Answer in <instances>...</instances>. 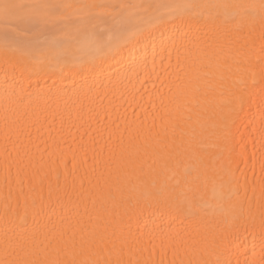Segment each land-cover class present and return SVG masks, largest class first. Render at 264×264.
Instances as JSON below:
<instances>
[{
    "label": "bare ground",
    "instance_id": "1",
    "mask_svg": "<svg viewBox=\"0 0 264 264\" xmlns=\"http://www.w3.org/2000/svg\"><path fill=\"white\" fill-rule=\"evenodd\" d=\"M5 3L92 7L39 36L0 9V258L11 245L86 260L116 242L155 246L157 264L162 244L168 264H264V34L233 7L259 0ZM175 4L229 7L188 10L168 27L191 18L189 36L166 45L171 31H137ZM224 115L230 171L213 135Z\"/></svg>",
    "mask_w": 264,
    "mask_h": 264
},
{
    "label": "snow or ice",
    "instance_id": "2",
    "mask_svg": "<svg viewBox=\"0 0 264 264\" xmlns=\"http://www.w3.org/2000/svg\"><path fill=\"white\" fill-rule=\"evenodd\" d=\"M92 7L91 5H71V4H58V3H41L33 5L31 11L22 13L19 7L12 4L0 5V9L3 10L5 17H14L16 24L23 30L31 31L35 34L43 35L49 30L61 31L64 26L60 24L62 19H67L66 11L69 9H75L76 15H80L82 12ZM158 8H171L176 13V17L171 16H159L155 21H149L146 25L137 29L138 32H147L149 36L154 35V31H159L161 37L166 36V34L171 31L172 35L168 36L167 39H162V45H166L168 40L174 37L187 38L189 33L193 28V20L189 18L186 23L181 24L172 23L171 29H169V22L176 18H183L187 15L188 10L195 7H229L228 5H212V6H197L193 4H175V5H157ZM233 7L243 8L246 10H251L256 13L261 21L262 34H264V0H259V4H246V5H235ZM196 24L199 21H195ZM198 30V29H197ZM163 50V48H162ZM25 55H29L25 53ZM264 72V67L261 69ZM256 86V76L255 73L252 75L251 89ZM248 87V86H246ZM240 103H243V95L239 97ZM260 106L261 115L264 118V86L260 89ZM229 115L221 116L219 121L213 126V135L218 141V147L222 158L228 162V170L230 167V126H229ZM196 142V137L193 135L191 143ZM262 144H264V130H262ZM6 147V145H5ZM188 153L189 159L193 164L200 160V155L191 148ZM261 167L264 169V161L261 162ZM195 170V169H193ZM186 171H188L186 169ZM261 226L264 227V218L261 220ZM90 250L98 248L100 244L104 243V237H101L99 241L91 239L85 241ZM75 246V245H74ZM51 247V245L47 246ZM83 247V244L81 245ZM162 258L159 264H168L165 257L167 256L168 247L161 245ZM55 258L49 259L47 257L41 258L34 252H29L21 247H12L11 245H6L3 253V257L0 258V264H157L155 260V246H153V251L149 255L145 256L144 253L148 251L146 247L137 248L135 252L127 247L125 243H120L117 246L116 242H113L112 248L109 251L107 248L100 249L94 253L93 257L86 260H79L73 255L71 260H64L60 256V250L54 248ZM107 252V255L104 253ZM175 255V251L173 252ZM11 257V258H10ZM127 257V258H126ZM172 264H177V261L173 259ZM180 264H184L183 261ZM217 264H220L218 261Z\"/></svg>",
    "mask_w": 264,
    "mask_h": 264
}]
</instances>
